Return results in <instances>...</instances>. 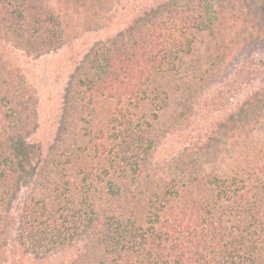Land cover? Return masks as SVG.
I'll return each mask as SVG.
<instances>
[{
	"label": "trees",
	"instance_id": "trees-1",
	"mask_svg": "<svg viewBox=\"0 0 264 264\" xmlns=\"http://www.w3.org/2000/svg\"><path fill=\"white\" fill-rule=\"evenodd\" d=\"M115 1L0 0V44L41 56L104 25ZM230 1L163 0L95 43L69 79L47 150L30 140L36 93L0 53L3 254L264 264V87L205 146L157 159L236 49L264 42V0L245 14Z\"/></svg>",
	"mask_w": 264,
	"mask_h": 264
},
{
	"label": "rangeland",
	"instance_id": "rangeland-1",
	"mask_svg": "<svg viewBox=\"0 0 264 264\" xmlns=\"http://www.w3.org/2000/svg\"><path fill=\"white\" fill-rule=\"evenodd\" d=\"M161 1L116 0L104 25L91 30L82 29L78 36L61 48L41 56L28 55L9 43L0 44L3 58L21 72L36 93L38 120L30 137L32 143L41 145L44 150L52 143L69 79L92 46L114 36ZM230 4L234 11L245 14L252 3L251 0H231ZM247 45L242 44L236 49L226 63V69L204 89L191 125L167 136L157 153L158 160L176 156L188 147L205 146L217 123L235 112L249 98L255 97L264 87V42L246 48ZM218 95L222 96V105L213 106L211 102ZM3 252L4 248L0 247V264H61L72 256L70 251H66L54 258L38 260L20 250L9 255Z\"/></svg>",
	"mask_w": 264,
	"mask_h": 264
}]
</instances>
